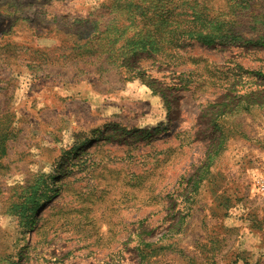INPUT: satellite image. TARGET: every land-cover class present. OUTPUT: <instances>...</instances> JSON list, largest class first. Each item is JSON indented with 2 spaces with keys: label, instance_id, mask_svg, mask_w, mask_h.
Instances as JSON below:
<instances>
[{
  "label": "rangeland",
  "instance_id": "obj_1",
  "mask_svg": "<svg viewBox=\"0 0 264 264\" xmlns=\"http://www.w3.org/2000/svg\"><path fill=\"white\" fill-rule=\"evenodd\" d=\"M256 72L264 0H0V264H264Z\"/></svg>",
  "mask_w": 264,
  "mask_h": 264
},
{
  "label": "trees",
  "instance_id": "obj_2",
  "mask_svg": "<svg viewBox=\"0 0 264 264\" xmlns=\"http://www.w3.org/2000/svg\"><path fill=\"white\" fill-rule=\"evenodd\" d=\"M197 39L200 42L204 43V44H212V43L215 42V38L213 36H209L207 34H205V35L200 34V35L197 36ZM256 76L264 77V73L263 72H260V73H257L256 72ZM262 87L263 86H261V85H259V86L256 85V87L255 88H252V90H251V93H250L251 96L249 97V95H247L248 99L243 100V101H239L235 105V107L247 108V107H251L253 105L263 104L264 103V98H261V99H258L257 100L254 97L256 94H259V93H261V92L264 91V90L263 91H260L262 89ZM245 94H248V92L245 93ZM230 111H232V110H230ZM230 111H225V110L222 111V112L220 111L219 114L217 115V117H220V115L225 114V113L230 112Z\"/></svg>",
  "mask_w": 264,
  "mask_h": 264
}]
</instances>
